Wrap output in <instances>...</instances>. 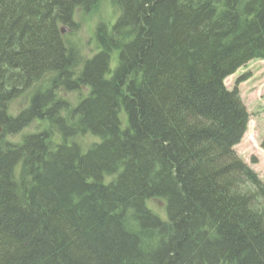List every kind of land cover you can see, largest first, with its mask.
<instances>
[{"label": "trees", "instance_id": "trees-1", "mask_svg": "<svg viewBox=\"0 0 264 264\" xmlns=\"http://www.w3.org/2000/svg\"><path fill=\"white\" fill-rule=\"evenodd\" d=\"M101 1L0 0V264H264L247 77L225 84L264 60V0H111L84 58L61 30Z\"/></svg>", "mask_w": 264, "mask_h": 264}, {"label": "rangeland", "instance_id": "rangeland-1", "mask_svg": "<svg viewBox=\"0 0 264 264\" xmlns=\"http://www.w3.org/2000/svg\"><path fill=\"white\" fill-rule=\"evenodd\" d=\"M119 11L113 5L111 0H102L98 6L90 11H80L74 17L75 28H69L65 33L68 41L76 44L81 49L84 58L93 57L99 49L96 40V30L99 24H106L109 29L116 23L119 17ZM118 60V52L112 55L111 69H115ZM243 76L247 80L239 85L241 99L250 114V122L248 131L245 134L241 143L236 146L235 150L261 178L264 182V149L262 143L264 141V60H254L248 65L240 69L234 76L228 78L225 82L226 87L232 90L237 81ZM50 76H47L36 84L32 89L26 91L10 102L8 111L11 116H17L24 110L28 104L31 94L37 90H43L48 87ZM61 96L65 97L72 104L77 100V93H69L64 89L60 90ZM84 94L87 91L83 88ZM37 128V123H32L29 127L20 131L15 135L7 136V139L14 143H20L22 136L34 132ZM94 138L87 136L82 140L83 146H88ZM147 207L160 218L166 220V202L158 199L147 202Z\"/></svg>", "mask_w": 264, "mask_h": 264}, {"label": "water", "instance_id": "water-1", "mask_svg": "<svg viewBox=\"0 0 264 264\" xmlns=\"http://www.w3.org/2000/svg\"><path fill=\"white\" fill-rule=\"evenodd\" d=\"M68 31V29L66 27L62 28L61 33L64 35L66 32ZM1 132V129H0Z\"/></svg>", "mask_w": 264, "mask_h": 264}]
</instances>
